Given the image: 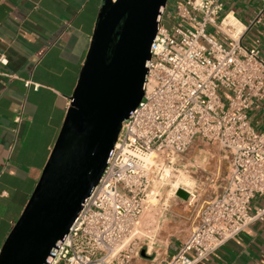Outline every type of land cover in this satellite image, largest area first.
I'll return each instance as SVG.
<instances>
[{"label": "built area", "instance_id": "obj_1", "mask_svg": "<svg viewBox=\"0 0 264 264\" xmlns=\"http://www.w3.org/2000/svg\"><path fill=\"white\" fill-rule=\"evenodd\" d=\"M262 1L255 21L264 14ZM160 12L143 97L123 122L98 185L45 264H133L143 253L140 221L167 213L162 190L177 197L183 189L194 199L190 186L176 187L175 180L196 139L229 152L232 171L223 193L200 206L197 224L167 264H199L264 220V208L251 209L255 197L264 198V131L249 119L264 101L261 50L244 47L235 17L219 21L222 0H167ZM209 27L228 44L211 37Z\"/></svg>", "mask_w": 264, "mask_h": 264}, {"label": "crops", "instance_id": "obj_2", "mask_svg": "<svg viewBox=\"0 0 264 264\" xmlns=\"http://www.w3.org/2000/svg\"><path fill=\"white\" fill-rule=\"evenodd\" d=\"M224 12L242 25V44L260 49L264 59L262 0H222ZM105 0H0V247L22 215L49 160L94 36ZM208 34L229 39L214 27ZM29 83V85H27ZM35 86H38L35 90ZM251 124L264 131V101L249 112ZM193 186L191 201L173 197L152 253L133 264H167L198 222L200 206L221 195L232 171V157L220 146L196 139L182 158ZM264 208L255 197L251 209ZM199 264H264V220Z\"/></svg>", "mask_w": 264, "mask_h": 264}, {"label": "water", "instance_id": "obj_3", "mask_svg": "<svg viewBox=\"0 0 264 264\" xmlns=\"http://www.w3.org/2000/svg\"><path fill=\"white\" fill-rule=\"evenodd\" d=\"M62 129L0 264H45L98 185L122 124L143 97L167 0H105ZM176 196L188 201L189 193ZM144 254V251H143Z\"/></svg>", "mask_w": 264, "mask_h": 264}, {"label": "rangeland", "instance_id": "obj_4", "mask_svg": "<svg viewBox=\"0 0 264 264\" xmlns=\"http://www.w3.org/2000/svg\"><path fill=\"white\" fill-rule=\"evenodd\" d=\"M169 23L168 21H166V26L169 27L171 24ZM179 165V176L187 177L189 179L188 174H186L183 168L182 162H180ZM189 186L192 187L193 183L191 182ZM164 217L165 215L162 217L161 214H159V216H156L152 213H148L140 221L136 229V238H138L139 240L138 242L140 247L142 248V251H144V255L152 253L155 249V246L160 243L158 242V235H160L162 220L164 219Z\"/></svg>", "mask_w": 264, "mask_h": 264}, {"label": "bare ground", "instance_id": "obj_5", "mask_svg": "<svg viewBox=\"0 0 264 264\" xmlns=\"http://www.w3.org/2000/svg\"><path fill=\"white\" fill-rule=\"evenodd\" d=\"M115 1V0H114ZM156 157L155 154H152L149 158V162L152 163L154 158ZM180 174H178L176 180H175V186H180V185H186L189 186L191 184V181L187 178V177H183V176H179Z\"/></svg>", "mask_w": 264, "mask_h": 264}]
</instances>
